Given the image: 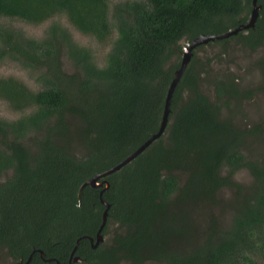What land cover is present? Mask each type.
Wrapping results in <instances>:
<instances>
[{
	"label": "trees",
	"instance_id": "16d2710c",
	"mask_svg": "<svg viewBox=\"0 0 264 264\" xmlns=\"http://www.w3.org/2000/svg\"><path fill=\"white\" fill-rule=\"evenodd\" d=\"M257 4L254 28L215 41L264 50V0ZM251 8V0H0V16L35 25L61 15L111 41L98 65L59 21L39 37L0 24V63H16L34 83L0 76V99L20 113L0 118V249L11 264L32 251L28 264H68L77 240L80 261L71 264L264 262V150L247 146L263 145L264 124L240 127L223 116L222 105L240 94L230 74L211 78L217 102L200 90L198 47L163 134L99 178L106 189L81 187L158 131L184 47L246 23ZM259 61L264 72V55ZM242 169L247 185L234 178ZM223 190L233 194L227 223L213 212ZM102 200L101 234L110 239L93 248Z\"/></svg>",
	"mask_w": 264,
	"mask_h": 264
},
{
	"label": "rangeland",
	"instance_id": "374dc122",
	"mask_svg": "<svg viewBox=\"0 0 264 264\" xmlns=\"http://www.w3.org/2000/svg\"><path fill=\"white\" fill-rule=\"evenodd\" d=\"M53 21H59L62 25L66 26L77 43L92 50L94 59L98 65L103 64L105 55L110 48V39L100 42L94 37L73 28L68 24L64 16L57 15L43 23L35 25L17 18L0 16V24L21 30L25 35L31 37L41 36L47 26ZM112 37H114V34ZM181 43H184V41H181ZM196 47V49L194 48L196 59L194 62L200 61L204 66L199 72L200 90L211 101L217 102L211 78L218 75L225 76L230 74L231 78L237 84L240 94L236 98H230L227 101L229 102L228 104L225 103L222 105L223 116L240 127H251L259 122H263L264 124V72H262V69H260L261 66L259 65V60L262 59L264 50L261 47L255 50H249L238 44L235 39L230 38L226 45H222L220 42L213 40L201 43ZM185 49L186 47H184L183 51ZM0 76H13L24 81L30 87L34 86L27 70L21 68L14 62L0 63ZM248 90H251V93L243 95ZM221 102L219 101V103ZM19 114L10 109L4 100L0 99V118H14L19 116ZM247 146H252L255 153L264 150V143L262 145L259 140L255 139L249 140ZM73 147H75L74 144ZM78 154H81V152ZM234 178L244 185H247L251 181V176L245 169L238 171L234 175ZM220 196L222 197L223 204L213 209V212L220 221L227 223L231 211L230 206L228 207L227 204L229 202L231 203L233 194L231 190H223ZM109 239L110 234H105L104 242ZM259 260L264 261V258ZM11 263L12 259L7 255L6 251L0 249V264ZM122 264L128 263L124 262ZM145 264L156 263L147 261ZM260 264H264V262H260Z\"/></svg>",
	"mask_w": 264,
	"mask_h": 264
},
{
	"label": "water",
	"instance_id": "95a60500",
	"mask_svg": "<svg viewBox=\"0 0 264 264\" xmlns=\"http://www.w3.org/2000/svg\"><path fill=\"white\" fill-rule=\"evenodd\" d=\"M251 5H252V8H251L250 16H249V19L246 23L239 24L237 27H234L232 29H229V30L224 31V32L219 33V34H212V35L200 34L187 44L186 49L183 51L181 61H180V65L174 71L173 79L171 80L170 85L167 89L162 121H161V124H160L158 131L156 133L151 134L149 136V138L146 139L139 147H137L131 153L127 154L117 164H115L111 168H109V169H107L101 173H97L96 175H94L93 177H91L90 179L85 181L81 187H83L84 185H89L92 187H98V186H101L104 184V188L106 189L108 187V183L106 181L98 182L99 178L106 176V175H108V174H110L116 170H119L123 165H125L126 163H128L132 159H134L139 153H141L146 147H148L156 138H158L159 136H161L163 134L164 129L168 123V116L170 113V102H171V97H172L173 91H174L177 83L179 82L184 70L186 69V67H187V65L191 59L192 49L201 43H206L208 41L227 38L231 35L237 34L239 31L246 30L248 28H254V24H255V21L258 17L259 10H260L261 6L257 4V0H251ZM101 193H102V191H101ZM102 203L106 206V210L103 213L102 223H101V225H100V227H99V229L95 235V239L89 238L90 242L92 243L93 248L97 247L104 240V236L101 234V230H102V228L106 222L108 204H106L103 200H102ZM78 242H79V240L76 241L75 246L73 247V249L70 253L68 264H71L72 262L80 261L79 256L75 255V250H76V247L78 245ZM34 252L35 251H32V253L28 256L27 260L23 264L29 263V261L31 260L32 254ZM38 252L43 257V252L41 250H38ZM45 260L51 261L50 258H47ZM15 264H21V262L19 261L18 263H15ZM56 264H59V262L56 261Z\"/></svg>",
	"mask_w": 264,
	"mask_h": 264
}]
</instances>
